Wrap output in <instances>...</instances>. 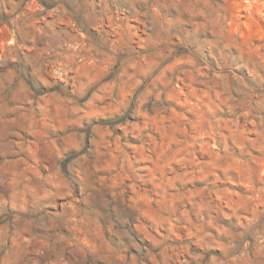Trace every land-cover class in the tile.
<instances>
[{"label":"clouds","instance_id":"1","mask_svg":"<svg viewBox=\"0 0 264 264\" xmlns=\"http://www.w3.org/2000/svg\"><path fill=\"white\" fill-rule=\"evenodd\" d=\"M0 264H264V0H0Z\"/></svg>","mask_w":264,"mask_h":264}]
</instances>
